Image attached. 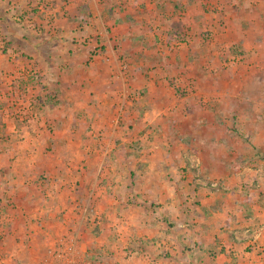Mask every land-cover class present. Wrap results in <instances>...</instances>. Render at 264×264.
Returning a JSON list of instances; mask_svg holds the SVG:
<instances>
[{"label":"crops","instance_id":"1","mask_svg":"<svg viewBox=\"0 0 264 264\" xmlns=\"http://www.w3.org/2000/svg\"><path fill=\"white\" fill-rule=\"evenodd\" d=\"M43 1L61 24L36 45L49 54L10 62L40 78L23 117L3 114L0 146L63 153L0 159L2 210L16 211L3 250L36 259L76 231L98 264H264V0L241 1L248 20L215 0L230 23L211 27L204 0Z\"/></svg>","mask_w":264,"mask_h":264},{"label":"rangeland","instance_id":"2","mask_svg":"<svg viewBox=\"0 0 264 264\" xmlns=\"http://www.w3.org/2000/svg\"><path fill=\"white\" fill-rule=\"evenodd\" d=\"M58 3H62L63 5H65L66 0H55ZM242 0H233L232 7H233V15H231L230 17L234 18L237 16H240V13L242 14V18L245 20H248L247 18H249L250 16L248 15L247 17H244L245 14V10L242 8L241 2ZM24 2V3H22ZM43 0H0V131H3L2 129L5 128V121L2 119L3 114H5L6 116L9 117H15V116H22V112L26 109V106H29V104L24 105L22 100V95L24 93H29L27 94V98L28 99H33V91H35L36 88L33 87V85H36L37 83H39V78H40V71L37 68L36 63L29 67L28 71L25 69V67H23V70L16 68V65H11L10 62L14 61L16 58H30V57H34L36 55H39L40 52L44 53L45 55L49 54L50 50H45V49H38L36 47L37 44H40V38H41V34H46V39L49 41V36L54 35V30H52V26H54V24L56 23L57 25L61 24V19H62V14L61 16H56V17H48V16H44V12L41 11V9H39L37 6L43 4ZM46 5H49L50 2L45 1ZM54 2V1H51ZM24 4V7H20V4ZM254 3V2H251ZM203 4V9L205 12H207L208 17L206 18V25H208L209 27L213 26L214 23H218L219 22L221 24H228L230 23V21L227 19L228 13L227 12H223L220 13L222 10L220 9L221 4L218 3L215 0H204L202 2ZM249 7L251 8V4L249 5ZM25 8V9H24ZM62 11V10H60ZM261 13L264 12V9L260 10ZM247 12V10H246ZM236 19V18H235ZM64 20L65 17H64ZM96 21V20H95ZM98 22V21H97ZM50 23V25H49ZM52 23V24H51ZM66 23V21H65ZM42 24L45 27V32L40 33L41 29H43L44 27H42ZM68 24V23H67ZM100 24V22H99ZM97 23H94L93 28L97 29V25H99ZM233 26H237L236 24H231ZM107 28V27H106ZM211 30V29H210ZM200 31H204V34H208L209 35V28L205 27V29H199ZM213 31H210V36L208 38V40H205V42H219L220 38H216L211 35ZM215 32V29H214ZM235 33V34H234ZM237 33V29L235 27H233V37L238 35ZM40 35V36H39ZM195 36V35H192ZM197 36V35H196ZM234 41H235V37H234ZM233 41V56H235L234 60L240 59V58H246L247 54V50L244 49V46H242L241 44L234 42ZM246 42L247 39H246ZM245 45L250 46L251 44L248 42ZM249 44V45H248ZM167 45V44H166ZM35 46V47H32ZM49 46V44L47 45ZM168 46V45H167ZM167 46H165L164 48H167ZM32 47V48H31ZM34 50V51H33ZM39 50V51H38ZM37 51V52H36ZM168 52V49L165 50V53ZM194 56V55H193ZM189 61V59H188ZM226 63V64H225ZM228 61L227 58L225 60V62H223V66L227 67L228 66ZM24 66V65H22ZM193 66L192 62L189 61L186 63L185 67L187 68H191ZM233 68L234 70L238 69V67L236 65L233 64ZM239 66V65H238ZM28 67V66H27ZM26 67V68H27ZM236 72V71H234ZM128 75H129V71H128ZM129 77H131L129 75ZM13 85L17 86L16 91L14 92L12 89ZM10 86V87H9ZM29 86V87H28ZM29 91H28V89ZM25 90V91H21V90ZM10 91V92H9ZM22 93V95H20ZM14 96V97H13ZM40 97V96H39ZM15 98V99H14ZM15 112V114H14ZM20 114V115H19ZM29 116V113H28ZM23 117V116H22ZM4 136V135H2ZM10 136V135H9ZM8 141V140H7ZM1 142V141H0ZM9 143V142H6ZM59 151L55 150L53 147H49V146H45L42 148H33L31 149V147H7L5 146V144L3 143L2 146H0V159L2 160L3 156H8L10 160H14L16 156L18 155H23V154H33V155H38V154H44V155H51V154H62L63 152L60 151V149H58ZM2 156V157H1ZM22 163H19L18 166H22ZM6 164H2L1 163V168L0 171H5V169L2 167ZM16 166L15 164H11V166ZM25 165V164H23ZM32 164L27 163V166L30 167ZM197 169V168H196ZM243 183V182H242ZM241 183V184H242ZM3 198H5V200L3 202L0 203V226L3 227L4 226V230L1 229L2 233H4L5 231H7V229L9 230L11 223L12 222L11 219H8L4 216H6L7 212L12 215L15 214V210L14 211H7V210H2V206L7 205V208H11L9 205L11 204L9 201L7 202V197L6 194L3 196ZM2 199V197H1ZM23 214H25L23 212ZM14 216V215H13ZM262 225H259L258 227L255 228V230L257 232H262L263 231ZM245 229L244 227L239 228V230ZM97 231V230H96ZM60 236H64V237H73L75 239V243L74 245L76 246V253H74V255H76L75 257L77 259L82 260V262H84V264H98L95 261H103L102 259L100 260H95V259H90L87 260L85 258V255L83 253V249H82V245L80 243V237L78 232H64L62 233V235ZM60 236L54 238L52 240L55 242ZM0 246V256H2L3 254H6V256L10 257L11 260L7 259V261H9V263L11 264H21V262H25L27 259L25 257H18V256H11L9 255L10 252H6L5 250H3V247ZM133 247H137L136 244H131L128 243L127 244V250H133ZM256 247V246H255ZM10 248L7 246V249ZM253 247L249 248L251 251ZM259 249L256 251L258 253H263L264 250H262V246L258 247ZM224 249V248H223ZM9 250V249H8ZM46 251V250H45ZM45 253V252H44ZM43 253V254H44ZM161 254V253H160ZM159 254V255H160ZM164 257H169L166 254L163 255ZM171 261V260H169ZM178 262H181L180 260L176 259L175 261H173V264H177Z\"/></svg>","mask_w":264,"mask_h":264},{"label":"built area","instance_id":"3","mask_svg":"<svg viewBox=\"0 0 264 264\" xmlns=\"http://www.w3.org/2000/svg\"><path fill=\"white\" fill-rule=\"evenodd\" d=\"M93 50H97V44H93ZM104 60L113 63L122 73H126L128 66L124 60H117L112 62L113 59L110 56H105ZM75 239L73 237H62L60 236L51 245H48L46 251L42 256L36 259L21 262V264H84L82 260L77 259L74 255L76 253V246L74 245ZM11 260L10 257L3 254L0 256V264H11L7 259Z\"/></svg>","mask_w":264,"mask_h":264}]
</instances>
